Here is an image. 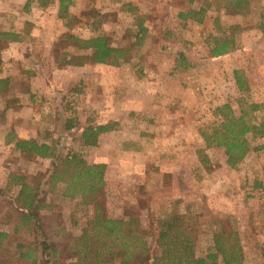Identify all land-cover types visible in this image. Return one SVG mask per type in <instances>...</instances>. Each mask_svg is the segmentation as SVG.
Listing matches in <instances>:
<instances>
[{"label":"rangeland","instance_id":"obj_1","mask_svg":"<svg viewBox=\"0 0 264 264\" xmlns=\"http://www.w3.org/2000/svg\"><path fill=\"white\" fill-rule=\"evenodd\" d=\"M188 8H202V20L178 16ZM58 13L57 0H0V30L18 33L0 50V77L10 81V90L0 93V186L9 171L31 180L50 164L15 151L16 139L56 142L89 163L106 164L109 216L120 217L131 205L141 208L145 225L164 211L191 214L199 225V254L229 221L244 264H263L264 135L248 136L251 149L232 168L224 150L207 147L198 129L217 119L219 105L239 113V98L264 107V0H249L239 13L225 0H73L64 17ZM66 33L108 35L112 45L129 49L128 59L118 66L63 65L65 53H84ZM215 36H233L235 48L210 57ZM235 70L248 90L238 89ZM100 124L112 129L85 145L83 129ZM64 187L58 183L48 197L67 217L78 197L64 194ZM8 205L6 193L0 195V230L11 232ZM43 224L51 235L52 222L45 217Z\"/></svg>","mask_w":264,"mask_h":264},{"label":"trees","instance_id":"obj_2","mask_svg":"<svg viewBox=\"0 0 264 264\" xmlns=\"http://www.w3.org/2000/svg\"><path fill=\"white\" fill-rule=\"evenodd\" d=\"M57 1L58 16L62 18L73 0ZM225 1L237 13L249 6V0ZM202 12V8H188L180 11L178 16L200 22L202 17L197 15ZM145 31L138 21L140 37H144ZM17 36V32L0 30V50ZM64 37L84 53H65L59 60L63 65L80 66L93 61L118 66L129 56L127 47L112 45L105 34L81 38L66 33ZM234 48L233 36H215L208 52L210 57H217ZM234 75L238 89L248 90L241 71L235 70ZM9 83L8 77H0V93L10 90ZM238 101L239 113L227 103L219 105L214 110L217 119L198 129L207 147L224 150L226 164L232 168L251 149L248 136L264 135V114L260 117L255 114L264 110L263 105L243 98ZM111 129L110 124L87 125L81 133L83 143L95 145L98 135ZM13 146L24 156L48 158L50 164L31 180L22 173L9 171L5 185L0 186V195L6 193L10 208L4 216L13 224L11 232L0 230V264H244L239 233L229 221L214 231L210 250L199 254L196 251L199 225L191 214L164 211L151 216L145 225L141 208L131 205L123 208L120 217L109 216L104 210L107 195L105 163H89L78 152L59 148L56 142L22 138L16 139ZM200 159L202 163L206 162L205 157L200 156ZM58 183L65 185L64 194L78 197L77 205L67 217L48 197ZM45 217L52 222L51 235L44 228ZM261 256L264 264V249Z\"/></svg>","mask_w":264,"mask_h":264},{"label":"crops","instance_id":"obj_3","mask_svg":"<svg viewBox=\"0 0 264 264\" xmlns=\"http://www.w3.org/2000/svg\"><path fill=\"white\" fill-rule=\"evenodd\" d=\"M3 110H5V112H6V111H8V110H11V108H9L7 105H4V106H3ZM104 133H105V132H104ZM104 133L99 134V136H102ZM27 138H29V137H27Z\"/></svg>","mask_w":264,"mask_h":264}]
</instances>
